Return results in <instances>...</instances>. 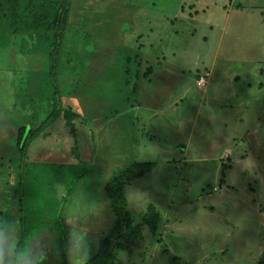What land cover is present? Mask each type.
Returning a JSON list of instances; mask_svg holds the SVG:
<instances>
[{
	"label": "rangeland",
	"instance_id": "1",
	"mask_svg": "<svg viewBox=\"0 0 264 264\" xmlns=\"http://www.w3.org/2000/svg\"><path fill=\"white\" fill-rule=\"evenodd\" d=\"M70 1L63 51L74 68L59 81L71 88L62 103L71 100L85 118L75 138L87 169L65 199L68 175L50 174L32 191L31 210L25 187L28 235L48 225L58 238L59 218L66 237L68 213L79 204L90 224L102 226L100 243L115 220L105 192L110 174L153 161L124 187L142 227L139 237L127 228L115 241L114 264H256L264 249V0ZM17 78L0 69L6 139L17 123L2 107ZM56 132L29 151L71 163L69 139ZM19 196L0 186V220L18 222ZM150 204L156 233L143 221ZM92 206L102 214L88 212Z\"/></svg>",
	"mask_w": 264,
	"mask_h": 264
},
{
	"label": "trees",
	"instance_id": "2",
	"mask_svg": "<svg viewBox=\"0 0 264 264\" xmlns=\"http://www.w3.org/2000/svg\"><path fill=\"white\" fill-rule=\"evenodd\" d=\"M70 8V0H0V69L8 71L10 76L15 74L18 77L11 88L9 107H2V110L8 109L15 114L11 119L15 120L17 126L16 135L6 139L0 121V186L13 194H20L14 216H18L21 235L24 237H27L30 228L28 216L33 207L32 191H35V186L42 185L52 173L67 174L65 199L73 191V182L84 175L87 169V163L81 160L82 152H79L75 138V135H83L85 118L71 100L69 105L62 103V97L68 96H62L63 82L59 81L64 71L74 68L71 65L73 55L63 51V36ZM2 59L4 61L1 62ZM67 83L69 81L63 92H68V95L71 88L70 83ZM59 129L61 138L69 139L70 151L66 155L71 163H56L55 160L60 159L53 156V159L45 158L54 160L47 163L39 159V153L29 151L30 147L37 144L50 142ZM78 162L83 163L82 167H79L81 163ZM154 165L153 161H134L110 174L105 192L115 220L109 233L100 239L90 264H114L115 250H118L115 241L121 238L125 229L132 228L129 234L140 236L142 223L133 222L127 210L124 187L151 171ZM25 187L30 204L28 211L21 203ZM58 220V239L62 249L65 227L61 219ZM143 221L150 232H157L159 215L152 204L147 207ZM58 258L56 264H66L62 250ZM256 264H264V249Z\"/></svg>",
	"mask_w": 264,
	"mask_h": 264
},
{
	"label": "clouds",
	"instance_id": "3",
	"mask_svg": "<svg viewBox=\"0 0 264 264\" xmlns=\"http://www.w3.org/2000/svg\"><path fill=\"white\" fill-rule=\"evenodd\" d=\"M157 152L158 149H153L150 155L155 156ZM88 212L100 216L103 208L92 206ZM68 217L69 227L62 249L51 226H38L24 237L18 222L0 220V264H45L50 255L61 250L67 264H90L93 251L99 246L102 226L90 224L79 204L69 211Z\"/></svg>",
	"mask_w": 264,
	"mask_h": 264
},
{
	"label": "built area",
	"instance_id": "4",
	"mask_svg": "<svg viewBox=\"0 0 264 264\" xmlns=\"http://www.w3.org/2000/svg\"><path fill=\"white\" fill-rule=\"evenodd\" d=\"M197 83H198L199 85H203V84L206 83V81H205V79H204L203 77H200V78L198 79Z\"/></svg>",
	"mask_w": 264,
	"mask_h": 264
},
{
	"label": "crops",
	"instance_id": "5",
	"mask_svg": "<svg viewBox=\"0 0 264 264\" xmlns=\"http://www.w3.org/2000/svg\"><path fill=\"white\" fill-rule=\"evenodd\" d=\"M219 104L222 106H227V104H225V103L222 104V101Z\"/></svg>",
	"mask_w": 264,
	"mask_h": 264
}]
</instances>
